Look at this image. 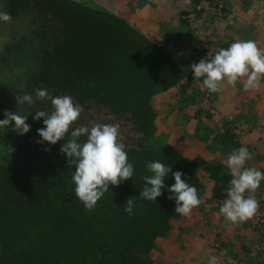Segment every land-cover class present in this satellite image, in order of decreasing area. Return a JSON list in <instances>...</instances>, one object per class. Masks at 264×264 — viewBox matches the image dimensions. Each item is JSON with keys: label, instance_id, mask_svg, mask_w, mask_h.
Instances as JSON below:
<instances>
[{"label": "trees", "instance_id": "obj_1", "mask_svg": "<svg viewBox=\"0 0 264 264\" xmlns=\"http://www.w3.org/2000/svg\"><path fill=\"white\" fill-rule=\"evenodd\" d=\"M201 2L210 0H190L197 15ZM0 11L10 14L12 20L25 12L31 15L37 42L33 43L35 67L22 90L35 103L17 105L11 92L16 89L0 84V120L6 118L5 112L24 111L32 116L29 132L12 131V122L0 131V141L13 142L34 157V161H18L0 156V264H152L149 256L156 241L166 238L182 216L175 213V202L168 198L167 189L175 183L172 173L165 178V188L155 203L139 197L143 177L149 175L146 162L159 160L172 172H182V179L200 194L201 180L206 177L212 182L210 197L219 205L231 179L224 160L228 152L243 145L241 138L227 120L215 117L209 91L193 88L191 73L123 16L72 0H0ZM179 15V23L186 26V12ZM25 40L22 36L1 47V60L5 54L18 52ZM37 89H46L52 96H71L82 110L75 124H82L84 113H89L101 116L100 123L125 122L128 127L131 136L121 141L133 164V177L110 186L91 212L76 198L71 183L75 168L69 167L60 152L70 133L54 146L37 143L41 139L37 130L44 124L43 118L34 120L33 115L51 111L50 101L36 100ZM169 89H176L174 99L179 105L173 104L176 111L166 115L158 112L152 98ZM233 100L239 102L238 97ZM189 107L194 109L192 115H183ZM178 126H182V134L174 137L173 129ZM158 129L166 133L163 138L168 136V143L152 147L147 141L160 135ZM185 139L200 151L185 155L184 147L177 146ZM204 148L210 150H201ZM262 194L264 182L256 192L259 197ZM129 198H134L131 216L124 211ZM254 239L236 258L264 264V245L257 250L254 246L256 231Z\"/></svg>", "mask_w": 264, "mask_h": 264}, {"label": "clouds", "instance_id": "obj_2", "mask_svg": "<svg viewBox=\"0 0 264 264\" xmlns=\"http://www.w3.org/2000/svg\"><path fill=\"white\" fill-rule=\"evenodd\" d=\"M184 2L190 3V0ZM213 8L216 10L215 6ZM11 20L10 14L0 11V23ZM190 68L193 79L202 78L203 87L210 94L223 92V86L234 88L238 82H242L245 92H254L259 90L261 82L264 81V49L258 47L252 39L238 40L227 48H220L214 55H208L198 63L191 64ZM35 98L51 103V111L40 110L33 115L34 120L43 118L44 124L43 128L37 130L41 137L37 143L46 142L54 146L58 141H64L70 133L60 152L66 156L69 167L75 168L71 183L75 185L76 198L86 211H93L98 201L110 191V186L117 187L123 181L132 179L134 174L133 164L129 162L125 150L126 145L120 139L119 125L95 124L91 127L81 125L73 128L82 110L74 104L71 96H52L46 89H37ZM34 103L33 96L29 94L16 98L17 105L31 106ZM4 115L6 118L0 120V128L8 127L14 122L12 131L20 135L29 132L31 126L26 123L28 115L16 112H5ZM251 158L248 148L241 146L224 160L231 179L224 193L225 199L216 215L232 225L251 220L260 207L256 192L264 182V172L247 166ZM146 168L149 175L143 177L144 187L139 196L141 199L155 203L165 188V178L172 173L175 183L167 191L171 193L168 198L175 202V213L189 217L202 204L197 188L182 179V172H172L169 165L159 160L146 162ZM133 210L134 198H129L124 211L131 216ZM210 264H215V257L211 258Z\"/></svg>", "mask_w": 264, "mask_h": 264}, {"label": "crops", "instance_id": "obj_3", "mask_svg": "<svg viewBox=\"0 0 264 264\" xmlns=\"http://www.w3.org/2000/svg\"><path fill=\"white\" fill-rule=\"evenodd\" d=\"M74 2L91 4L103 8L109 12L123 16L127 19L130 25H133L146 38L151 39L163 51L167 52L173 61L183 68L190 69V65L198 63L201 59L207 58L208 54H215L220 48H227L232 43L238 40L252 39L262 44L264 49V34L259 37L258 31L262 28V14L264 11V0H214L218 1L223 6L221 15H217L211 4L201 2L196 9H201L197 15L192 10L190 3H185L184 0H72ZM213 1V0H211ZM186 12V26L179 23L181 16L179 13ZM220 21L216 27L215 22ZM222 21V22H221ZM223 23V28L220 26ZM262 30V29H261ZM263 31V30H262ZM264 33V31H263ZM193 76V73L190 72ZM202 82V78L200 79ZM192 87L205 89L203 84L192 78ZM239 102H236V108L231 112L224 111L221 107H216L212 103V111L215 117H223L229 122L232 132L241 138L242 146H246L252 154V158L247 162V166L259 165L264 170V112L260 114L261 118L250 116L258 110L259 100L264 99V88L261 90L259 97L255 94L256 104L252 105L248 102L249 111H243L242 108L245 100L250 99V92H245L242 87V82H238ZM176 89H169L166 92L159 93L156 96L170 94ZM173 92V93H174ZM175 94V93H174ZM174 96V95H173ZM236 96V95H235ZM154 102V105L164 110L166 103L161 104ZM196 108V106L194 107ZM193 108H185L183 115L191 116ZM191 111V113H190ZM260 113V110L259 112ZM254 115V114H253ZM255 116V115H254ZM255 124V125H254ZM179 125V124H178ZM239 126L238 130L234 126ZM252 125V126H251ZM258 125V126H257ZM181 127L173 129V136L177 137L182 134ZM253 127V128H252ZM233 152V151H232ZM232 152H228V155ZM218 155V152H217ZM227 155V156H228ZM258 157V159H257ZM212 182H206L203 185L202 195L200 199L207 202V206L203 207V203L199 206V210H193L196 214L193 218L183 217L175 223L171 230V237L158 239L155 243L158 244L159 252L166 253L169 250H174L172 243L174 240L189 238L196 234L204 233L203 239L212 241L210 247L216 250L214 253L215 264H250L246 258H236V253L244 246H249L255 240V230L250 231L249 224L232 225L223 217L215 215L214 224L216 228L210 230L206 218H201L207 215L206 208L219 209L221 204L216 203L210 197V189ZM201 199V200H202ZM203 201V200H202ZM193 213V212H192ZM199 216V217H197ZM196 217V218H195ZM189 228L185 232V228ZM193 229L197 232L195 233ZM208 229L207 231H204ZM177 238V239H175ZM210 242V241H209ZM156 247V246H155ZM154 247V248H155ZM211 256H197L194 264H210Z\"/></svg>", "mask_w": 264, "mask_h": 264}, {"label": "rangeland", "instance_id": "obj_4", "mask_svg": "<svg viewBox=\"0 0 264 264\" xmlns=\"http://www.w3.org/2000/svg\"><path fill=\"white\" fill-rule=\"evenodd\" d=\"M89 6V5H87ZM264 13V11H263ZM262 30L264 31V14H262ZM222 22V21H221ZM220 21L215 22V26L217 27L219 25ZM34 21L33 18L31 17V15H29L28 13H23L22 16H20L17 19L11 20L8 23H0V53H1V47L8 45L11 42H18L19 40H21V37L24 36L25 37V41L20 45V48L18 50V52H12L10 53L8 56H6V54L3 56V58H5V60H1L2 56L0 55V84H2L4 87H11L14 88L16 90H12L11 92L13 93V98L16 101V98L22 95H25V93L22 92V90L25 88V85L27 84V78L28 75L31 73V71L34 69L35 67V52L33 49V43H37L36 41L33 40V31L35 29V25H34ZM12 26V27H11ZM221 27L223 26V23H221L220 25ZM6 27V28H4ZM223 28V27H222ZM3 29V30H2ZM259 29L258 31V35L259 37L262 36L264 33L263 31ZM258 47L262 48V44H260L258 41H256ZM209 56H212L213 54H208ZM187 69V68H186ZM188 73L190 74V69H187ZM201 84H203V82H201L200 80H198ZM238 84V83H237ZM236 84V86L233 87H228V86H223L224 87V91L221 93H216V94H210V98L211 101L213 103L214 106L216 107H221L224 111L226 112H231L232 110H234L236 108V103L233 99H236L238 96H235V93L238 92V88L239 86ZM262 88H264V81L261 82V87L259 88V90L254 91V92H250V99L245 100V104L242 108H240L241 110L243 109V111L245 110L246 112L249 111V107L247 106L248 102L250 104V108H252L253 104H256L257 100L255 99V94L257 97H259L261 95V90ZM174 92V90H172ZM170 91V94H163L162 96H156L152 98V103L154 104V102L156 101L157 103L162 102L161 104L165 103L166 100H169V102L166 103V107H163L164 110H162L161 108H158V112H163L167 115V113L171 112V111H176L174 110V108H172L171 106L174 104V106L179 105L178 102H176V98L174 99V93ZM78 106V105H77ZM258 110H257V114L256 111H254L252 113V109L250 110V116L257 117L256 119L261 118L260 114L262 112H264V99L259 100L258 102ZM176 108V107H175ZM260 110V113H258ZM191 113V111H190ZM21 115H28V112L24 113V111H22L20 113ZM255 116H254V115ZM164 115V114H163ZM32 116L28 115V119L26 121V123H28L29 125H32V120L28 121ZM84 121V122H83ZM102 121V117L95 115V114H91L89 115V113L85 114L84 113V119L82 120V124H80V122H78L77 124H75V126H91L92 124H99ZM100 124H106V123H100ZM107 124H116V123H107ZM92 125V126H93ZM119 125V124H116ZM255 125V124H254ZM252 126V125H251ZM258 126V125H257ZM253 128V127H252ZM163 129V128H162ZM162 129H158L157 134L159 133L160 135H158L157 137H152L151 140L147 141V144H149L152 147H158V145H165L168 143V136H166V139L163 138L165 136H163V134L166 133H162ZM2 130V128H0V131ZM119 130H120V139H124L126 140V136L130 135L128 132V127L125 125V122H122L119 125ZM189 139H185V140H181L177 142V146L179 147H184V154L191 156L193 155L196 151H200L199 147H192L190 146L191 143L188 142ZM188 142V145H187ZM26 148L28 146L25 145ZM201 147V144H200ZM178 150H180L182 152V149L178 148ZM23 149H17L16 148V144H14L13 142H7L6 140H2L0 141V156H7V159H17L18 161H20L21 159H27L28 161H34V157L31 154H24ZM204 150L205 152L209 151V148H204L201 149ZM24 154V155H23ZM211 154V153H209ZM250 167H255L259 170H261L262 172H264L263 168L260 167L258 164L257 165H253ZM209 182V180L206 179V177H204L201 180V184L202 187L203 185ZM201 191V190H200ZM203 191V188H202ZM200 192L198 193V196L200 197L202 195V193L200 194ZM256 198L259 201V196L256 195ZM202 199V198H201ZM203 200V207L207 206V202ZM224 200V199H223ZM222 200V201H223ZM222 201H220L219 203L221 204ZM201 208H197L196 210H199ZM195 210V209H194ZM218 211L215 209H211L209 207L206 208V213L207 215L203 216V214H199V216L201 218H206L207 219V224L210 227V230L217 228V226L214 224V217L216 215ZM195 212L193 211V213H191L192 215L190 216V218H193V215L195 216L196 214H194ZM197 216V217H199ZM182 217H180L181 219ZM196 218V217H195ZM254 218V217H253ZM251 219L249 221H247L249 223V227L251 232H254L255 230V225L253 224L254 219ZM178 219V220H180ZM174 221L173 223V227L175 226V223L178 221ZM252 221V222H251ZM246 222V223H247ZM247 223V224H248ZM256 223V222H254ZM208 229H205L204 231H207ZM185 232L188 231H192L189 230V228H185L184 230ZM193 231L195 233H197L194 229ZM171 233V232H170ZM172 235V234H170ZM168 237H171V236ZM204 233L201 234H196V236H192L189 238H185L184 240L182 239H177L174 240V242L172 243V246L174 248V250H169V252L166 253V249L163 250V253L159 252V248H158V244H156L155 248L152 249V251L150 252V260L152 262V264H194L198 259L196 258L197 256H202V257H206L208 255H210L212 257H214V253H217L215 249H213L212 247H210V245L212 244V241L208 238V240L203 239ZM210 241V242H209ZM197 259V260H196ZM196 260V261H195ZM195 261V262H194Z\"/></svg>", "mask_w": 264, "mask_h": 264}, {"label": "built area", "instance_id": "obj_5", "mask_svg": "<svg viewBox=\"0 0 264 264\" xmlns=\"http://www.w3.org/2000/svg\"><path fill=\"white\" fill-rule=\"evenodd\" d=\"M210 2L212 6L216 7L217 15L220 16L221 15L220 9L222 8V5L214 0L213 1L210 0ZM259 204L260 207L257 211V214L253 218L254 222L258 223L257 227H255V231L257 233V238H258V241L254 244L255 250H257V248H260V246L264 245V195L263 194L259 197ZM253 253L255 252H252L251 254Z\"/></svg>", "mask_w": 264, "mask_h": 264}]
</instances>
